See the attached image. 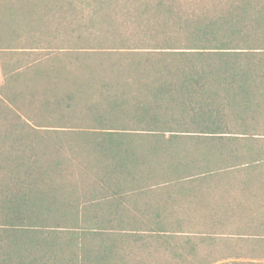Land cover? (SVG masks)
Instances as JSON below:
<instances>
[{
  "label": "trees",
  "instance_id": "obj_1",
  "mask_svg": "<svg viewBox=\"0 0 264 264\" xmlns=\"http://www.w3.org/2000/svg\"><path fill=\"white\" fill-rule=\"evenodd\" d=\"M210 1L0 0V264L264 232V0Z\"/></svg>",
  "mask_w": 264,
  "mask_h": 264
},
{
  "label": "rangeland",
  "instance_id": "obj_2",
  "mask_svg": "<svg viewBox=\"0 0 264 264\" xmlns=\"http://www.w3.org/2000/svg\"><path fill=\"white\" fill-rule=\"evenodd\" d=\"M199 1V0H182ZM216 1V0H215ZM204 5L212 7L210 0H204ZM3 80L0 73V86ZM255 204V205H254ZM255 210H264L260 207V203H253ZM258 212L253 216L254 219L260 221ZM248 216H235L234 226H230L229 230L215 236L216 241L211 246L214 251L216 262L213 264H264V232L253 234L243 232L240 228L241 224L237 221H246ZM264 220V216H262ZM232 227V228H231Z\"/></svg>",
  "mask_w": 264,
  "mask_h": 264
}]
</instances>
